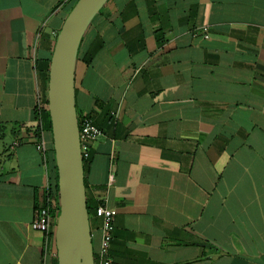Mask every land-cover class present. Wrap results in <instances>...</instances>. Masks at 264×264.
<instances>
[{
  "label": "crops",
  "instance_id": "crops-1",
  "mask_svg": "<svg viewBox=\"0 0 264 264\" xmlns=\"http://www.w3.org/2000/svg\"><path fill=\"white\" fill-rule=\"evenodd\" d=\"M73 4L0 0V264H57L30 228L45 185L32 128ZM74 98L102 130L84 185L91 211H115L112 264H264V0H109L81 40Z\"/></svg>",
  "mask_w": 264,
  "mask_h": 264
},
{
  "label": "water",
  "instance_id": "water-1",
  "mask_svg": "<svg viewBox=\"0 0 264 264\" xmlns=\"http://www.w3.org/2000/svg\"><path fill=\"white\" fill-rule=\"evenodd\" d=\"M108 0H76L57 34L48 67L47 104L57 174V264H94L74 98L81 40Z\"/></svg>",
  "mask_w": 264,
  "mask_h": 264
},
{
  "label": "built area",
  "instance_id": "built-area-1",
  "mask_svg": "<svg viewBox=\"0 0 264 264\" xmlns=\"http://www.w3.org/2000/svg\"><path fill=\"white\" fill-rule=\"evenodd\" d=\"M35 125L32 128L35 135V148L43 157V165L45 167V185H44V197L41 203L36 204L33 209V215L30 222V228L33 231L42 233L44 236V245L42 248L44 255V262L47 256L52 252L50 249L51 244L54 242V233L56 227V221L58 216V191L55 188V180L50 182L48 168L46 165V152L47 146L45 143L43 118L44 111L48 112L47 100L44 101L41 97L36 98L35 106ZM78 136L80 143V152L82 161H87L90 154V146L101 135L102 130L95 124L94 119L89 115H83L78 118ZM17 145V143L13 144ZM57 181V180H56ZM57 185V184H56ZM115 211L107 205V200L102 199L96 206L94 216L101 221L100 233L101 240L97 252L93 255L94 264H112L110 256V244L113 237V218Z\"/></svg>",
  "mask_w": 264,
  "mask_h": 264
},
{
  "label": "trees",
  "instance_id": "trees-1",
  "mask_svg": "<svg viewBox=\"0 0 264 264\" xmlns=\"http://www.w3.org/2000/svg\"><path fill=\"white\" fill-rule=\"evenodd\" d=\"M108 1H109V0H108ZM108 1H107V2H108ZM75 2H76V0H74V3H75ZM101 10H102V9H101ZM101 10H100V11H101ZM100 11H99V12H100ZM97 15H98V14H97ZM97 15L95 16V18L97 17ZM95 18H94V19H95ZM94 19H93V21H94ZM93 21H92V22H93ZM92 22H91V23H92ZM47 113H48V112H47ZM49 127H50V126H49ZM86 162H87V161H85V162L83 161V170L85 169ZM56 180H57V174L55 175V183L57 182ZM56 184H57V183H56ZM56 184H55V188H56V191H57V185H56ZM86 206H87L88 217H89V219H90V217H91V213H93V215H94V212H95V208H96V206H95L94 209H92V211H91V208H90L89 204L87 203V200H86ZM56 208H58V204H57V203H56Z\"/></svg>",
  "mask_w": 264,
  "mask_h": 264
},
{
  "label": "rangeland",
  "instance_id": "rangeland-1",
  "mask_svg": "<svg viewBox=\"0 0 264 264\" xmlns=\"http://www.w3.org/2000/svg\"><path fill=\"white\" fill-rule=\"evenodd\" d=\"M70 9H71V8H70ZM70 9H69V10H70ZM68 12H69V11H68Z\"/></svg>",
  "mask_w": 264,
  "mask_h": 264
}]
</instances>
